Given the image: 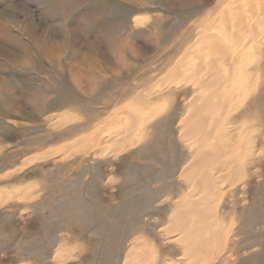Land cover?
I'll return each mask as SVG.
<instances>
[{
	"label": "rangeland",
	"instance_id": "rangeland-1",
	"mask_svg": "<svg viewBox=\"0 0 264 264\" xmlns=\"http://www.w3.org/2000/svg\"><path fill=\"white\" fill-rule=\"evenodd\" d=\"M213 1L0 0V264H201L163 231L191 154V75L159 80ZM246 88L234 110L255 101L248 167L213 203L225 238L210 264H264V69ZM140 103L150 117L134 144L81 140Z\"/></svg>",
	"mask_w": 264,
	"mask_h": 264
},
{
	"label": "bare ground",
	"instance_id": "bare-ground-1",
	"mask_svg": "<svg viewBox=\"0 0 264 264\" xmlns=\"http://www.w3.org/2000/svg\"><path fill=\"white\" fill-rule=\"evenodd\" d=\"M225 1H213V5L220 8L208 24L200 26L193 43L183 48L159 80L170 81L171 76H178L182 70L191 75L192 86L185 114L180 119L182 134L190 140L191 154L179 175L184 189L163 231L173 234L184 257L201 264H210L224 247L225 233L220 228L224 225L213 203L216 207L226 204L222 187L233 184L230 173L242 176L241 169L248 167L241 145L243 134L250 135L253 131L250 120L253 116L248 108L251 103L244 105L247 107L244 111L234 110L238 108L235 104L241 103L255 71L264 69V0ZM135 22L141 23L138 19ZM257 58L262 60L253 64ZM140 104L125 107L118 117L112 114L115 117H109L101 128L97 126L99 129L94 128L81 140H90L92 145L104 140L101 148L109 150L107 152L134 144L150 117L144 113L147 106ZM231 141L236 144L235 149L229 147ZM132 258L127 257L125 264H134Z\"/></svg>",
	"mask_w": 264,
	"mask_h": 264
}]
</instances>
